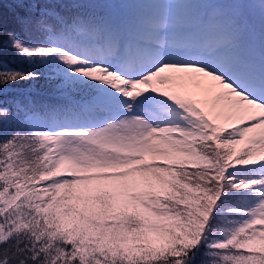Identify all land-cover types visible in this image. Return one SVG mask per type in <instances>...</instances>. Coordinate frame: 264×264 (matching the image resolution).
<instances>
[{
	"label": "snow or ice",
	"instance_id": "6c2138e0",
	"mask_svg": "<svg viewBox=\"0 0 264 264\" xmlns=\"http://www.w3.org/2000/svg\"><path fill=\"white\" fill-rule=\"evenodd\" d=\"M9 2L0 264H264V0Z\"/></svg>",
	"mask_w": 264,
	"mask_h": 264
},
{
	"label": "trees",
	"instance_id": "16d2710c",
	"mask_svg": "<svg viewBox=\"0 0 264 264\" xmlns=\"http://www.w3.org/2000/svg\"><path fill=\"white\" fill-rule=\"evenodd\" d=\"M20 10L16 9L15 6L9 2V0H3V7L0 8V14H2L3 18V26L6 30H11L14 28H17V25L15 23V15L18 13ZM3 59L4 62L8 63L10 67L12 68H18L24 71L31 70L33 67L36 68V70L41 71L45 73V78H42L41 80L44 81L42 84H22L19 87H14V91L8 93L5 96H0V99L4 100L7 102L10 100L16 93L25 91V90H31L33 95L38 99L42 101H47V100H52L55 98V93H54V85L52 82H50L46 78L47 74V69L43 67H36L35 65L29 64L27 61H24L18 57H16L15 52L9 50L6 51L3 54ZM230 203L232 204H239L241 203L240 201H231Z\"/></svg>",
	"mask_w": 264,
	"mask_h": 264
},
{
	"label": "rangeland",
	"instance_id": "374dc122",
	"mask_svg": "<svg viewBox=\"0 0 264 264\" xmlns=\"http://www.w3.org/2000/svg\"><path fill=\"white\" fill-rule=\"evenodd\" d=\"M36 67H39V66H36ZM43 84L44 81L43 80H39L38 82H36L35 84ZM162 161H156V163H161Z\"/></svg>",
	"mask_w": 264,
	"mask_h": 264
}]
</instances>
